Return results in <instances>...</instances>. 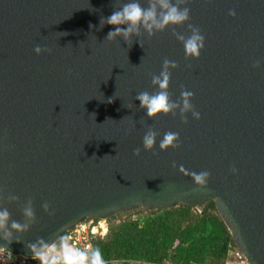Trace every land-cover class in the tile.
<instances>
[{
    "label": "water",
    "instance_id": "95a60500",
    "mask_svg": "<svg viewBox=\"0 0 264 264\" xmlns=\"http://www.w3.org/2000/svg\"><path fill=\"white\" fill-rule=\"evenodd\" d=\"M127 2L0 0V208L9 223L28 222L29 200L35 214L7 248L35 256L76 225L89 229L87 218L211 200L249 264H264V0H187L189 20L175 31L199 28L196 59L172 28L151 37L141 29L130 48L105 39L114 26L100 18ZM37 45L51 51L37 55ZM165 59L177 64L170 99L191 91L199 119L139 108L134 97L156 90L151 76ZM149 127L156 145L145 151ZM166 132L179 146L161 151ZM201 171L210 173L203 186L193 180Z\"/></svg>",
    "mask_w": 264,
    "mask_h": 264
},
{
    "label": "clouds",
    "instance_id": "9594fccd",
    "mask_svg": "<svg viewBox=\"0 0 264 264\" xmlns=\"http://www.w3.org/2000/svg\"><path fill=\"white\" fill-rule=\"evenodd\" d=\"M186 3L187 0H175V2H173V0H148L147 7H144L139 0H128L127 3H123L107 17H101L99 25L101 28L105 24L114 26L107 32L105 39L113 41L119 37L123 39L129 48L133 43L132 37H139L141 29L151 37L156 32H162L166 28H172V34L183 44L185 58L191 57L196 59L199 57L200 51L204 48V36L201 34L199 28L187 24V29L190 32L187 36L175 31L176 26L186 24L189 20L190 10L188 7L182 6ZM229 15L235 16L236 13L230 10ZM136 42L142 47L139 39ZM33 51L39 55L42 51L50 52L51 50L37 45L34 47ZM258 65L259 61L254 62V66ZM176 67L177 64L175 61L165 59L162 63L159 75L153 74L151 76V85L156 90L152 93L142 91L137 93L134 97V99L139 102V108L145 111V115L148 118H154L158 114L167 115L171 113L175 115L177 110L179 111L181 120L185 123L187 122L186 113L191 112L193 118H200L199 112L194 110L190 102V98L193 96L191 91L182 90L178 100L173 101L170 99L167 91L171 76L169 70L170 68ZM109 102H111V100H109ZM126 107L131 108L132 105L129 104ZM156 136L157 133L149 127L142 137V147L145 151L153 150L154 145H156ZM178 140V133L166 132L162 139H160L158 147L161 151L166 150L169 146L176 148L179 146ZM133 155L139 156L140 148L133 149ZM153 155H156V153L153 152ZM231 171L235 174L237 170L232 168ZM209 176L210 173L208 171H201L199 173H193V180L196 184L203 186L207 183ZM7 199L16 201L18 198L14 195H10ZM42 208L48 211L49 204L45 202ZM22 214L28 221L27 223L22 224L15 220L9 223V211L7 208H0V240L5 242L4 244H0V252L6 250L8 253L7 259L9 260L12 258V252L7 248V245L11 244L14 239L19 241L18 237L13 236V230L18 233L26 231L30 223L35 219L30 200L23 208ZM29 249L32 252V249ZM37 255L40 254L37 253ZM41 264H105V261L99 249L80 250L61 244L60 252L57 255L51 257L41 256Z\"/></svg>",
    "mask_w": 264,
    "mask_h": 264
},
{
    "label": "trees",
    "instance_id": "16d2710c",
    "mask_svg": "<svg viewBox=\"0 0 264 264\" xmlns=\"http://www.w3.org/2000/svg\"><path fill=\"white\" fill-rule=\"evenodd\" d=\"M106 220V232L91 241L107 264H224L236 249L211 200L198 207L138 208Z\"/></svg>",
    "mask_w": 264,
    "mask_h": 264
},
{
    "label": "built area",
    "instance_id": "2783aa9c",
    "mask_svg": "<svg viewBox=\"0 0 264 264\" xmlns=\"http://www.w3.org/2000/svg\"><path fill=\"white\" fill-rule=\"evenodd\" d=\"M103 220V219H102ZM107 230V229H106ZM104 231V233L106 232ZM104 233L99 234L102 236ZM91 231L86 226L76 225L73 229L66 232L63 243L69 247L77 248L80 250H92ZM55 244L46 247L40 255L27 256L23 254L13 253L12 258L7 259L8 253L6 250L0 252V264H41V256H55L60 252V246ZM113 263V262H112ZM105 264H107L105 262ZM136 264H146L144 262ZM224 264H249L245 256L239 249H234Z\"/></svg>",
    "mask_w": 264,
    "mask_h": 264
},
{
    "label": "flooded vegetation",
    "instance_id": "af4514ba",
    "mask_svg": "<svg viewBox=\"0 0 264 264\" xmlns=\"http://www.w3.org/2000/svg\"><path fill=\"white\" fill-rule=\"evenodd\" d=\"M86 221H90L89 230L92 231L93 234L99 235L101 233L102 219L100 220V219H96V218H93V219L87 218ZM81 226H85V223L81 224Z\"/></svg>",
    "mask_w": 264,
    "mask_h": 264
},
{
    "label": "rangeland",
    "instance_id": "374dc122",
    "mask_svg": "<svg viewBox=\"0 0 264 264\" xmlns=\"http://www.w3.org/2000/svg\"><path fill=\"white\" fill-rule=\"evenodd\" d=\"M143 212V211H142ZM129 215H133L132 213L131 214H129ZM126 216V214L125 215H122V217H125ZM107 226H108V222H107V220L106 219H103L102 220V224H101V227H102V230H101V233L100 234H102V233H104V231L107 229Z\"/></svg>",
    "mask_w": 264,
    "mask_h": 264
}]
</instances>
